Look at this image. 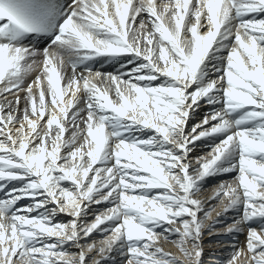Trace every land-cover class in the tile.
<instances>
[{"label":"snow or ice","instance_id":"obj_1","mask_svg":"<svg viewBox=\"0 0 264 264\" xmlns=\"http://www.w3.org/2000/svg\"><path fill=\"white\" fill-rule=\"evenodd\" d=\"M0 98V264H264V0H0Z\"/></svg>","mask_w":264,"mask_h":264},{"label":"bare ground","instance_id":"obj_2","mask_svg":"<svg viewBox=\"0 0 264 264\" xmlns=\"http://www.w3.org/2000/svg\"><path fill=\"white\" fill-rule=\"evenodd\" d=\"M44 47H38V49H43ZM51 51V49H50ZM124 63V59L123 58H119L117 61H113L107 64H102L100 62H97L94 67L100 70H104V71H112L115 72L121 64ZM65 70L70 74L71 73V69L68 66H65ZM37 74V72H33L31 73V75L28 77V80H32L34 79L35 75ZM27 83V80H26ZM46 87V83L44 85ZM62 93H63V89H62ZM19 95L21 97L24 96L23 92H20ZM70 97V91L67 94H63V103L66 105L68 98ZM8 99H13V96L9 95ZM2 98H0V103H2ZM47 103H50V101H46ZM21 108L24 107V102L23 100H21ZM204 108L203 106L201 107L200 111H203ZM199 111V112H200ZM204 115V113H203ZM191 121L189 123V129L191 128ZM67 136V133H66ZM207 141H205L204 143L206 144ZM209 143V142H208ZM197 150L195 151H199V148H195ZM208 150H202L200 152H193L190 155L192 157H197V156H201V155H207ZM232 174H228L227 176H230ZM234 177V176H233ZM233 177H229L226 180H224L223 182H231L233 180ZM216 189V186H214L211 189H205L202 191L201 194V198L204 199L206 201L205 203V207H215V211L212 212V216L213 218L216 215L217 211L221 210V205L219 204V202L216 201H212L211 203L208 202V198H210L213 194H214V190ZM101 209L104 207L103 205L98 206ZM97 208V206H93V210H95ZM235 214V213H234ZM60 220H68L69 217L61 214L60 216L57 217ZM230 218V217H229ZM89 220L92 219V216L89 215L88 217ZM233 219V218H232ZM220 230V226L217 227L216 232H214L213 234H211V236H209L207 233L204 236L203 239V248H207V251H203L206 252L205 253V258H204V263L203 264H225V262L227 261V259L229 258L230 252H231V245L235 244L238 247H243L245 244V237H246V232L243 234H230V235H225L226 238L224 240H220V237L218 236H222L224 234H216L217 232H219ZM93 239L98 240L99 236H95ZM217 241H219L220 243H217ZM160 246L164 248V250L166 252H171L173 255L180 257V253L177 249V247L175 246L174 243L170 242V241H163L161 240L160 242ZM72 251H75L76 249H70ZM116 261H119V264H123V261L117 257ZM108 264H111V262L109 261ZM240 264H243V261H240Z\"/></svg>","mask_w":264,"mask_h":264},{"label":"rangeland","instance_id":"obj_3","mask_svg":"<svg viewBox=\"0 0 264 264\" xmlns=\"http://www.w3.org/2000/svg\"><path fill=\"white\" fill-rule=\"evenodd\" d=\"M201 110V109H200ZM199 110V111H200ZM207 109H204L203 111H198V113H197V115L195 116V117H193V119H192V123H195V122H197L202 116H203V113L206 111ZM191 123V124H192ZM205 141H201V142H197L196 143V146H195V148H199L200 147V149H199V151H195V150H197V149H195L194 148V150H193V152H200V151H202V150H209V147H208V145L211 143V141H207L206 142V144L204 143ZM209 142V143H208ZM192 152V153H193ZM191 154V153H190ZM191 156V155H190ZM192 157V156H191ZM235 175V173H232V175H230V176H227V175H222V176H214V177H210V178H208V180L204 183V185H203V190H205V189H211V188H213L214 186H216V188L219 186V184L222 182V181H224V180H226L227 178H229V177H233ZM235 216V214L234 213H229L226 217H224L223 218V221L224 222H231V220H232V218ZM230 217V218H229ZM95 236H97V235H94L93 236V238L95 237ZM218 237H220V240H224L225 238H226V236L225 235H222V236H218ZM207 251V248H205L204 249V251ZM205 253L206 252H203V255H202V264L205 262L204 261V258H205ZM116 264H119V261H116Z\"/></svg>","mask_w":264,"mask_h":264}]
</instances>
